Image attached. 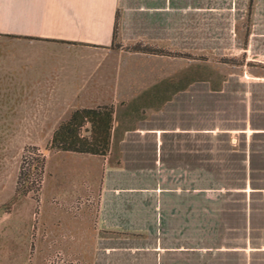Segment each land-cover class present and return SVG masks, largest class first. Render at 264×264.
I'll return each mask as SVG.
<instances>
[{"label": "crops", "instance_id": "1", "mask_svg": "<svg viewBox=\"0 0 264 264\" xmlns=\"http://www.w3.org/2000/svg\"><path fill=\"white\" fill-rule=\"evenodd\" d=\"M247 9L248 0H0V124H14L10 131L23 139L48 124L41 133L50 138L74 110L130 100L141 89L140 61L155 56L111 48L116 15L121 45L162 46L210 41L214 25L235 26L231 13ZM251 10L264 26V0ZM249 37L264 43V29ZM114 127L104 156L52 152L86 163L73 189L50 196L87 197L71 217L52 215L53 224L67 223L58 237L66 261L264 264V245L246 241L264 230V190L255 180L264 177V148L247 162L240 152L233 185L219 178L212 150L199 147L193 131L146 119L114 138Z\"/></svg>", "mask_w": 264, "mask_h": 264}, {"label": "rangeland", "instance_id": "2", "mask_svg": "<svg viewBox=\"0 0 264 264\" xmlns=\"http://www.w3.org/2000/svg\"><path fill=\"white\" fill-rule=\"evenodd\" d=\"M253 13L246 10L238 17L232 12L238 18L235 26L214 25L207 42L195 43L187 37L180 43L147 44L166 55L140 61L143 70L134 76V87L141 89L133 90L126 102L101 105L112 108V128L117 125L114 138L146 119L167 130L193 131L197 145L212 150L218 161L214 171L221 170L219 178L237 184L240 152L244 150L247 162L254 159V149L264 148V135L254 134L264 132V43L249 37L252 31L261 33L264 26L252 22ZM215 22L219 24L218 19ZM114 45L112 49L127 52L133 44L123 46L115 38ZM13 125L0 124V198L4 200L0 204V264H78L63 257L58 237L67 223L53 224L52 215L58 220L71 217V212L87 204V197L63 202L50 196L73 189L86 163L71 159L68 153L48 151L50 138L41 133L48 124H41L39 136L32 139L16 137L10 131ZM79 131L87 136L88 124ZM39 159L44 164L36 176ZM20 170L25 176L17 180ZM255 180L257 190H264V177ZM258 232L246 236L250 245H264V230Z\"/></svg>", "mask_w": 264, "mask_h": 264}, {"label": "trees", "instance_id": "3", "mask_svg": "<svg viewBox=\"0 0 264 264\" xmlns=\"http://www.w3.org/2000/svg\"><path fill=\"white\" fill-rule=\"evenodd\" d=\"M253 0H248L249 12ZM117 15L112 27L111 47L114 45L117 32ZM130 53H141L148 55H166L162 50L142 44L140 42L126 48ZM112 108L111 106H98L93 109H77L71 112L69 118L60 123L53 131L49 143L48 151L68 152L76 154H86L95 156H104L108 151L110 137L112 132ZM88 124L89 134L81 136V126ZM43 159L38 160L36 176L42 173ZM25 173L21 170L18 173L17 180L22 179ZM17 192V187H16Z\"/></svg>", "mask_w": 264, "mask_h": 264}, {"label": "built area", "instance_id": "4", "mask_svg": "<svg viewBox=\"0 0 264 264\" xmlns=\"http://www.w3.org/2000/svg\"><path fill=\"white\" fill-rule=\"evenodd\" d=\"M32 169H33V166H30L29 170L32 171ZM27 179H28V177H27ZM28 180H30V179H28ZM28 180H26V183H27Z\"/></svg>", "mask_w": 264, "mask_h": 264}]
</instances>
